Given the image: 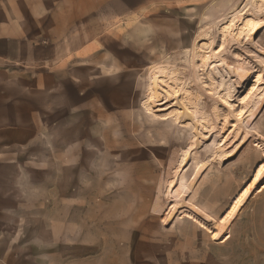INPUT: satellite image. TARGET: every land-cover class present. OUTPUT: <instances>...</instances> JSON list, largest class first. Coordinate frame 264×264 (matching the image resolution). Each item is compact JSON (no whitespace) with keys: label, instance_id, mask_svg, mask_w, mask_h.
<instances>
[{"label":"rangeland","instance_id":"obj_1","mask_svg":"<svg viewBox=\"0 0 264 264\" xmlns=\"http://www.w3.org/2000/svg\"><path fill=\"white\" fill-rule=\"evenodd\" d=\"M248 2L0 0V210L53 221L70 200L80 223L121 201L132 264H264V91L232 113L264 81L262 5L252 52L222 49ZM13 169L30 190L2 191Z\"/></svg>","mask_w":264,"mask_h":264},{"label":"crops","instance_id":"obj_2","mask_svg":"<svg viewBox=\"0 0 264 264\" xmlns=\"http://www.w3.org/2000/svg\"><path fill=\"white\" fill-rule=\"evenodd\" d=\"M2 175L11 178L10 185L2 188L3 192L31 188L30 184L15 183L16 180H25L26 175L20 169ZM8 197L13 204L15 197L10 194ZM22 199L14 203L15 208H22V214L18 215L14 207L11 211L10 205L1 206L0 264H132L128 242L134 239V235L126 206L121 201L104 207L98 221L93 215L92 221L87 216L79 223L72 215L73 202L70 200L60 201L55 206L54 220L46 221L41 212L32 216L30 204L25 197ZM32 224H37L38 228L32 229ZM10 241L15 242L13 247Z\"/></svg>","mask_w":264,"mask_h":264},{"label":"bare ground","instance_id":"obj_3","mask_svg":"<svg viewBox=\"0 0 264 264\" xmlns=\"http://www.w3.org/2000/svg\"><path fill=\"white\" fill-rule=\"evenodd\" d=\"M248 4L249 5L245 6L244 8L236 12V14L230 16L229 19L227 20V24L222 27V32L225 38L224 45L222 46L223 50H225L227 46L236 43L237 45L242 46L245 51L252 52L247 46L244 45L243 40L250 32H252L255 29L256 24L251 16H246L245 14L248 13V10H251V12L255 14L257 5H262L264 7V0H249ZM196 40L198 41V43L195 45L194 48L195 55L200 53L201 70L203 72L204 71L207 72L209 70V67L212 68L215 64L218 63L217 60L220 59V54L216 52L214 49H212L211 42L208 43V41L205 40L203 35L202 36L198 35ZM207 45H209V48H206ZM260 64L264 66V61H261ZM157 76L161 77L162 80L166 82L170 88H172V85L168 82V79L164 74L157 73ZM262 78L259 75L256 79L257 82V85H255L256 87L254 88L251 87L252 89L249 88L250 89L249 91L243 93V95L237 102V106L234 109L231 108L232 113L244 112L247 109V107H250V105L254 104L257 100L261 98L262 96L261 93L264 91V81ZM218 95L219 97H222L223 94L221 91H218ZM223 103L224 102H222V104ZM229 116L232 119L230 125L232 126L234 118L231 116V114Z\"/></svg>","mask_w":264,"mask_h":264}]
</instances>
